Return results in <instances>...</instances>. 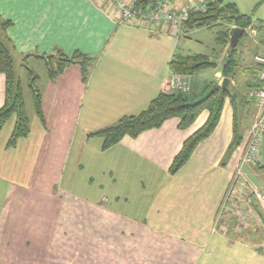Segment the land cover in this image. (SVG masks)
I'll use <instances>...</instances> for the list:
<instances>
[{"label": "crops", "instance_id": "obj_1", "mask_svg": "<svg viewBox=\"0 0 264 264\" xmlns=\"http://www.w3.org/2000/svg\"><path fill=\"white\" fill-rule=\"evenodd\" d=\"M5 22L12 25L4 32ZM176 37L118 25L105 0H0V43L42 68L32 72L45 122L27 110L30 135L12 148L15 117L0 134V264H264V216L245 182L264 186L252 166L225 206L249 140L247 110L237 121L242 143L232 147L237 105L226 100L214 133L175 175L174 158L208 112L186 130L171 119L106 151L101 138L89 137L178 91L170 69L180 52ZM58 50L94 60L86 81L78 65L49 78L38 56ZM221 65L203 91L225 80ZM196 77H189L192 94ZM5 101L0 74V109ZM81 172L90 180L109 173L112 188L123 190L111 200L85 196Z\"/></svg>", "mask_w": 264, "mask_h": 264}, {"label": "trees", "instance_id": "obj_2", "mask_svg": "<svg viewBox=\"0 0 264 264\" xmlns=\"http://www.w3.org/2000/svg\"><path fill=\"white\" fill-rule=\"evenodd\" d=\"M210 3L204 13L192 14L186 20V26L189 28H212L217 25H232L242 28H248L253 23L251 16L242 15L235 5H224L222 0H208ZM157 5V0H139L138 6L151 10ZM10 22L3 24L4 32L11 26ZM257 28L259 32L264 33V23H259ZM245 31V30H244ZM232 35V32H231ZM230 31L223 30L217 34V42L224 49L229 48L227 58L222 66L221 73L224 79L230 81L235 76V68L238 67L236 58V49L229 47ZM245 36V34H244ZM243 36V37H244ZM242 37V38H243ZM264 44V38L261 41ZM29 56L26 57V59ZM45 61L48 67V74L51 80L57 79L62 73L73 65L82 68L83 80L86 81L90 73V64L93 59L81 52H76L73 56H66L61 50L56 51L53 55L38 56ZM218 64L211 61L205 55H175L170 61V69L176 76H194L208 69H216ZM263 66L255 65L249 67L248 74L253 83L246 84V90L249 91L253 87H260L262 84L255 75L263 70ZM31 80V90L33 93L34 110L42 123L44 122V114L42 108V95L37 88L38 77L34 75L32 70L27 69ZM0 74L6 77V101L4 107L0 109V134L6 124L13 118H16V124L9 140V147H15L19 140L27 138L30 135V119L27 114L23 89L20 83H16L14 74V63L10 49L7 45L0 43ZM222 87L212 83L209 85L208 95L197 102H191L188 93L177 91L171 93H161L154 99L149 107L137 116L123 117L114 125L101 129L89 134V137H98L103 140L104 151L118 145L125 137L138 138L143 133L161 128L168 120L179 119V129L186 130L194 125L198 118L208 112L209 116L206 123L191 135L184 143L181 151L174 158L170 168V173L175 175L193 156L196 148L206 139H208L216 130L224 109L226 100H230L233 106L236 104L237 96L232 91V86ZM251 101V100H250ZM241 99L244 105L250 102ZM236 125L234 129V143L232 147H237L242 143L243 134L237 124L239 111L236 107Z\"/></svg>", "mask_w": 264, "mask_h": 264}, {"label": "rangeland", "instance_id": "obj_3", "mask_svg": "<svg viewBox=\"0 0 264 264\" xmlns=\"http://www.w3.org/2000/svg\"><path fill=\"white\" fill-rule=\"evenodd\" d=\"M172 5L175 6H184L188 7L192 4V0H170ZM224 5H235L242 15L251 16L253 18V23L248 28L244 29L245 36L240 40L239 45L236 49V58L238 59V67L235 68V76L230 78V85L232 86L233 93L237 96L236 105L239 111V116L243 115V110H247V115L244 117L245 125L253 123L256 115V110L252 107L253 103L243 105L241 99L245 97V100H249V91L246 90V84L253 83L255 80L253 77L250 79L248 74V68L255 66L254 57L259 54H264V44L261 43L264 38V33L259 32L257 29L259 23H264V0H222ZM234 28H239L232 25H217L212 28H194L187 35H184L177 39L175 38L179 47V54L181 55H205L210 58L211 61L217 63L218 65L223 66L225 62L229 48L224 49L217 42V34L223 30H229L230 35ZM230 47V46H229ZM14 63V74L16 76V83H20L23 89L26 109L30 113L34 110V101L33 93L31 90L32 84L30 81L29 72L27 71L28 67L30 70L35 71V73H41L42 68L37 64H26L25 62L13 58ZM215 69H208L197 74V80L194 83H197L199 88L193 89V94L189 95L191 102H197L206 97L209 93V90L203 91L201 87L203 86V81L208 83L213 80L215 74ZM38 88V87H37ZM42 95V94H41ZM251 102V101H250ZM242 132V131H241ZM244 134V130L242 132ZM262 160L264 162V142L262 145ZM76 153V149L73 154ZM102 164V161H101ZM255 170L258 171L259 178L256 179L258 184L262 187L264 186V163L257 166H252ZM85 173V172H84ZM83 172L79 176H84ZM252 181V180H251ZM81 182V190L85 196H90L93 198H109L110 200L118 192L120 193L123 189L119 184L114 189L112 188L113 183L111 181V176L109 173H100L99 176L93 180L89 179V174H86ZM253 182V181H252ZM254 183V182H253ZM264 190L263 188H259ZM134 195V194H133ZM261 211V210H260ZM262 213V212H261Z\"/></svg>", "mask_w": 264, "mask_h": 264}, {"label": "built area", "instance_id": "obj_4", "mask_svg": "<svg viewBox=\"0 0 264 264\" xmlns=\"http://www.w3.org/2000/svg\"><path fill=\"white\" fill-rule=\"evenodd\" d=\"M114 5L118 25L131 27L151 26L164 28L174 32L177 39L187 35L192 29L186 26V20L195 13H204L209 5L208 0H192L188 7L172 5L170 0H157L154 9L146 10L138 6L139 0H105ZM255 63L264 67V54L254 57ZM262 84L249 90V99L252 101L256 115L250 127L249 140L246 145L238 170L236 171L230 193L225 200V206L233 196L237 185L245 178L244 168L263 164L262 145L264 142V69L255 75ZM176 90L188 93L191 90V81L187 76H176L173 82ZM251 196L256 200L264 216V190L254 187L249 180Z\"/></svg>", "mask_w": 264, "mask_h": 264}, {"label": "water", "instance_id": "obj_5", "mask_svg": "<svg viewBox=\"0 0 264 264\" xmlns=\"http://www.w3.org/2000/svg\"><path fill=\"white\" fill-rule=\"evenodd\" d=\"M244 36V30L242 28H234L232 31V35L229 40V46L233 50L237 48L239 45L240 40ZM220 86L227 87L228 86V80L225 79L222 83L219 84Z\"/></svg>", "mask_w": 264, "mask_h": 264}]
</instances>
